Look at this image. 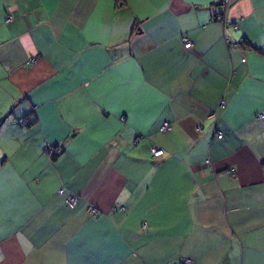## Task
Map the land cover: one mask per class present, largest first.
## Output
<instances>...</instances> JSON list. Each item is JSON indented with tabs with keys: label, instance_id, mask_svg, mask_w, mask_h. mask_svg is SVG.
<instances>
[{
	"label": "crops",
	"instance_id": "0c3cea01",
	"mask_svg": "<svg viewBox=\"0 0 264 264\" xmlns=\"http://www.w3.org/2000/svg\"><path fill=\"white\" fill-rule=\"evenodd\" d=\"M216 2L0 0V264H264V0Z\"/></svg>",
	"mask_w": 264,
	"mask_h": 264
},
{
	"label": "built area",
	"instance_id": "2783aa9c",
	"mask_svg": "<svg viewBox=\"0 0 264 264\" xmlns=\"http://www.w3.org/2000/svg\"><path fill=\"white\" fill-rule=\"evenodd\" d=\"M229 2H230V0H219V3H220L221 6H223V7H226V6L229 4ZM218 16H219V15H217V17H218ZM5 21H6V22H10V21H11V16H10V15H7L6 18H5ZM192 45H193V44H192L191 39L188 38V37H186V36H184V37H183V47H184L185 49H189V48L192 47ZM243 59H244V58H243ZM222 103H223V102H222ZM14 123L27 124V120H25V119H16V120H14ZM168 128H169V123H168L167 121H165V122H163V123L161 124L159 130H160V131H165V130H167ZM199 129H200V126L197 127V130H199ZM216 135H217L218 138H221L222 133H221L220 131H216ZM47 150H48L50 153H52V154H53V153H57V152L60 151V149H58V148H54L53 146H47ZM150 150H151V153H152V156H153V157H159V156H161L162 153H163V150H162L161 148H159V147H156V146H151ZM208 162H209V160H207V163H208ZM231 172L234 173L233 170H231ZM58 192H59L60 194H63V193H64V189L61 188V189H59ZM65 203H66L68 206H70V207H74V206L76 205V203H77V196L74 195V194H68V195H66V197H65ZM90 211H91L92 213H96V210H95L94 208H91ZM179 263L190 264V263H192V262H191V259H189V258H181V259L179 260Z\"/></svg>",
	"mask_w": 264,
	"mask_h": 264
},
{
	"label": "trees",
	"instance_id": "16d2710c",
	"mask_svg": "<svg viewBox=\"0 0 264 264\" xmlns=\"http://www.w3.org/2000/svg\"><path fill=\"white\" fill-rule=\"evenodd\" d=\"M216 5H217V6H218V5L221 6V4L219 3V0H218V2H216ZM221 7H222V6H221ZM217 15H219V16L217 17ZM215 18L222 20V19H223V18H222V13H219V12L215 13ZM54 148H55V147H54ZM53 154H55V153H53Z\"/></svg>",
	"mask_w": 264,
	"mask_h": 264
},
{
	"label": "rangeland",
	"instance_id": "374dc122",
	"mask_svg": "<svg viewBox=\"0 0 264 264\" xmlns=\"http://www.w3.org/2000/svg\"><path fill=\"white\" fill-rule=\"evenodd\" d=\"M196 130H197V127H196Z\"/></svg>",
	"mask_w": 264,
	"mask_h": 264
}]
</instances>
